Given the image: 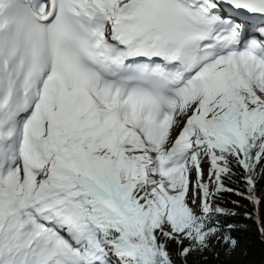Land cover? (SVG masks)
Instances as JSON below:
<instances>
[{
  "label": "trees",
  "instance_id": "16d2710c",
  "mask_svg": "<svg viewBox=\"0 0 264 264\" xmlns=\"http://www.w3.org/2000/svg\"><path fill=\"white\" fill-rule=\"evenodd\" d=\"M223 85L210 89L204 97L206 110L218 113L223 141L211 137L213 157L218 166L217 192L211 196L213 208L192 219L191 232L179 241L157 227L151 217L147 178L133 180L136 159L117 155L107 162L118 182L131 187L132 207L141 218L132 226L110 220L100 203L84 198L92 223L107 246L117 249L128 244L136 262L118 252L122 264H262L264 258V113L254 111L248 99L247 80L236 68L226 71ZM232 126L237 141L229 137ZM117 149V148H116ZM239 241L243 253L236 252ZM119 247V248H118Z\"/></svg>",
  "mask_w": 264,
  "mask_h": 264
},
{
  "label": "rangeland",
  "instance_id": "374dc122",
  "mask_svg": "<svg viewBox=\"0 0 264 264\" xmlns=\"http://www.w3.org/2000/svg\"><path fill=\"white\" fill-rule=\"evenodd\" d=\"M114 1L115 0H106V3H114ZM119 1L122 2L123 0ZM119 1L115 4L116 7L120 3ZM234 26H236V24ZM233 67L242 71L245 75V80L248 81L246 89H248V99L253 103V110L262 111L264 113V85H262L250 71L244 69L240 63L225 61L219 63L212 72L206 75V82H199V84L187 90L185 98L178 103L176 113L170 117L173 122V129L159 141L149 139L143 135L137 129L134 120L128 116H123L120 121L112 123L111 127L104 131L103 139L95 143V145L100 148L97 156L93 155L92 145L83 142L81 145L74 148L72 157H66V159L61 158L60 151H66H63L65 148L60 146V148L54 150L50 159L45 160V169L40 174L42 182L37 183L36 189H44V187L48 185V181L52 178H57L58 175L63 176L64 172H66L68 177L64 181L62 188H66V194L68 197H72V204L78 205V211L82 221L86 225L87 234L90 238L86 241V252H84V250L81 252L76 251L80 244L73 246L71 250L72 264H122V259L118 256L120 249L114 246H107L105 242L101 240L98 235L96 224L91 222L89 211L85 207L84 198L88 196L94 197V195H92V189L95 184H97L107 196L112 197L115 203L122 202L126 214L123 217H115L108 211L111 221L116 220L130 227L141 218L140 214L132 207L130 202L132 190L119 186L116 179L109 171L110 167H108L107 162H114L117 155H127L136 159L133 168V180L136 181L140 178H147L149 181L150 187L147 195L154 224L179 241H184V237L190 234V222L192 219L203 217L208 207L213 208L211 196L218 190L216 177L218 166L211 152L210 139L212 135L217 134H213V131L214 125L219 124V122L215 123L218 121V113L215 112V110L210 112L208 109H205L206 102L204 101V97L215 85H223L225 83L224 78L228 77L226 71ZM189 104L191 108L189 116L197 124H190L184 129L183 123L176 124V121L178 117L182 118V116H179L178 112L182 111L184 107H187ZM176 127L184 130L181 135L174 131ZM216 130L219 129L216 128ZM130 131H136L141 134L140 137L142 141L140 144L134 143L128 134H125ZM228 135L237 141V136L232 126L228 128ZM189 141L190 143L185 144ZM172 143H175L178 147L177 155L185 162L187 170V173H185L183 179L180 181L170 180L169 175L163 174L161 169V163L170 152ZM196 147L200 149L199 155L192 154ZM205 159L209 160L211 170L208 174V182L203 184L204 192L201 193L199 188L195 189L199 197L196 203L198 208L186 212L182 218H172L173 210L176 208L180 209L184 205V202L187 201L190 189L193 188L190 169H198V166L201 165ZM19 178V185H23L24 177L19 176ZM10 181L11 180L6 181L8 185ZM69 185L71 187L67 189ZM155 192L162 193L164 196H170L172 198L170 201L164 198L161 199L159 204L162 212L160 215L155 213V209L158 205L156 206V204L152 202V196ZM201 195L203 196V200L201 199ZM98 200L99 199L92 198V202L98 203ZM178 200H182L180 205H178ZM6 210V208L0 206V264H18V262L11 259V257L6 256V248L3 246V236L6 229L2 214L3 212L6 213ZM243 250L244 244L242 241H239L236 246L237 254L243 253ZM121 251L126 254L128 261L131 260L132 262H136L134 252L130 246L123 247ZM262 264H264V258Z\"/></svg>",
  "mask_w": 264,
  "mask_h": 264
},
{
  "label": "bare ground",
  "instance_id": "6f19581e",
  "mask_svg": "<svg viewBox=\"0 0 264 264\" xmlns=\"http://www.w3.org/2000/svg\"><path fill=\"white\" fill-rule=\"evenodd\" d=\"M118 1L119 0H115L114 3H106V0H85L86 4L99 14L102 23L107 22V14L111 15L116 10L115 4ZM215 3L217 5L218 15L227 24L229 29L232 30L233 25L237 34H253L254 31H259L260 29L264 28V19L257 18L256 20H252L243 18L240 16V13L234 11V14L230 12L228 9H226V7L220 4L218 0H215ZM3 4L4 1L0 0V29H5V25L2 20ZM235 24L236 26H234ZM229 34L230 33H228L224 39H226ZM106 53L110 52L107 51ZM206 79V77H203L201 82H206ZM74 94L75 92H68L62 88H56L51 93V95L46 96L45 101L47 104H53L55 99L71 101L65 112L59 113L56 118L52 119L53 130L47 139V143H54V147L56 149L60 148V146H63L65 148L63 151H66H60V157L63 159H66V157H72L74 148L81 145L83 142L92 145L93 155L97 156L99 154L100 148L95 145V143L103 139L104 131L111 127L112 123L120 121V117L124 113L128 114L129 111L123 106L117 104L108 109L98 108L96 102L93 99H78L74 97ZM185 96L186 93L181 97V100H183ZM46 107H44L43 112L46 111ZM3 111L4 109L0 107V123L4 116L2 114ZM190 112L191 108L189 104L187 107H184L182 111L178 112L179 116H182V118L178 117L176 124L183 123L184 129L190 124H197L189 116ZM130 113L133 116L137 115V112L133 110L130 111ZM138 130L142 133L140 129ZM174 131L181 135L184 130L176 127ZM125 134H128V136L136 144H140L142 141L140 137L141 134L137 133L136 131H130L128 133L126 132ZM148 136L149 138L156 140L159 138V133H148ZM28 145H30L29 139L27 140V146ZM54 147L52 149H54ZM177 149L178 147L176 144L172 143L169 154L161 163V168L167 169V173L172 180L180 181L183 179V177L180 178L182 174L180 172L181 164L178 165V162L175 160L177 157H175ZM43 151L44 153H47L48 150L43 148ZM199 153L200 149L198 147L194 148L192 154L199 155ZM40 161L41 158L37 159V161L34 163V166L26 167L25 170L21 169L20 175L24 177L23 185H19V181L11 180L7 187L0 189V201L12 202L18 208L28 211L35 206H39L36 202L41 200L40 197H38V199L34 202H29L24 196L28 192L27 184L30 181L33 167L35 168L36 173H39L37 171V163ZM210 170L211 167L209 166V160L207 159H205L204 162L198 166V169H190L193 188L190 189L187 201L184 202V205L180 209L176 208L173 210L172 218H182L186 212L198 208L196 203L199 197L195 189L198 187L201 190V193L204 192L203 184L208 182V174ZM185 173H187L186 169ZM48 184H51L50 191L48 192V196L51 198L60 194L64 195L65 199L68 197V195L65 194L66 188H62L64 185L62 175H58L57 178H52ZM94 189L95 187L93 190ZM44 196H42V198H44ZM96 196L115 217H123L126 214L125 210L123 209L122 202L115 203L112 197L107 196L105 192L98 187L96 188ZM162 198L168 201L172 200L170 196H164L159 192L154 193L152 196V202L156 204V206L158 205L155 209V213L158 215H160L162 212L159 204ZM181 202L182 200H178V205H180ZM23 220H25V217L21 218V215L15 211L12 212V215L7 222L3 240L7 245V253L11 259H14L15 256L18 261H24L26 264H37L44 261L46 257L49 259H55L56 257L64 258V256H66L60 251L58 246L54 245L53 243H47L49 241L51 242V240H54V238L57 236L56 233L49 232L48 230H41L39 225L32 226L29 222L26 226L25 223H23ZM86 241L87 240L78 243L80 246L77 248V252H81L83 250L86 252Z\"/></svg>",
  "mask_w": 264,
  "mask_h": 264
},
{
  "label": "water",
  "instance_id": "95a60500",
  "mask_svg": "<svg viewBox=\"0 0 264 264\" xmlns=\"http://www.w3.org/2000/svg\"><path fill=\"white\" fill-rule=\"evenodd\" d=\"M229 9L244 16L264 18V0H220Z\"/></svg>",
  "mask_w": 264,
  "mask_h": 264
}]
</instances>
